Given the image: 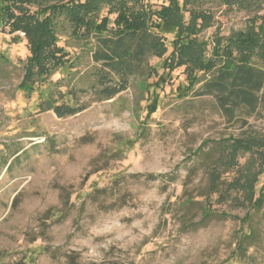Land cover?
I'll return each instance as SVG.
<instances>
[{
  "label": "rangeland",
  "instance_id": "rangeland-1",
  "mask_svg": "<svg viewBox=\"0 0 264 264\" xmlns=\"http://www.w3.org/2000/svg\"><path fill=\"white\" fill-rule=\"evenodd\" d=\"M144 3L158 10L168 1ZM241 3L188 5L210 17L197 40L211 49L264 16V0ZM1 8L0 2V264L26 258L68 264L70 256L80 264H264V206L251 209L241 194L247 180L264 170L256 159L264 151V109L249 116L238 108L228 117L214 96H196L211 74L184 95L185 68L169 73L163 66L177 35L168 29L167 54L151 56L127 91L107 101L93 91L80 94L76 101L86 109L59 118L43 101L59 85L91 86L88 46L73 38L61 17L60 45L77 73L68 82L62 78L66 71H58L28 96L19 88L31 56L28 41L21 32L15 40L18 35L3 26ZM257 65L264 69V63ZM154 100L158 109L151 114ZM263 184L264 171L257 196ZM207 210L214 215L207 217ZM247 214L244 229L252 228L256 238L241 256L235 217Z\"/></svg>",
  "mask_w": 264,
  "mask_h": 264
},
{
  "label": "trees",
  "instance_id": "trees-1",
  "mask_svg": "<svg viewBox=\"0 0 264 264\" xmlns=\"http://www.w3.org/2000/svg\"><path fill=\"white\" fill-rule=\"evenodd\" d=\"M53 1L0 0L3 26L9 29L10 34L18 35L14 37L15 40L22 38L21 32L31 51L19 86L28 96L35 92L36 86L46 83L58 71H66L62 78L68 82L77 73L69 69V54L66 47L60 45L58 25L61 17L65 16L69 21L66 20L71 25L73 38L76 41L84 39L88 46L84 49L91 53L94 64L89 76L91 86L85 89L59 85L56 95L53 96L51 88L48 98L43 101L47 110H53L59 118L74 116L86 109L76 101L80 94L93 91L99 101H107L127 91L131 80L143 73L151 56L163 58L167 54L164 33L168 29H175L177 35L173 50L163 66L169 73L177 68H185L188 84L184 88V95L194 91L203 75L211 74L203 88L194 91L196 96H214L228 117L233 116L238 108H246L249 116L258 109H264V69L257 65L258 62L264 63V16L252 19L245 31H240L227 41L216 40L210 49L208 42L197 40L199 31L209 25V14L203 10L188 9V5L196 0H165L168 4L158 10L152 9L144 0H71L64 4H50ZM235 1L241 3L249 0ZM186 13L189 14L188 19ZM159 81L164 82V76ZM151 107L149 113L153 114L158 109V102L154 100ZM240 143L232 146L235 156L241 150ZM247 150L251 151V147L248 146ZM256 159L264 167L263 150ZM263 171L259 170L247 180L251 181L246 185L247 190L241 187L245 191L241 194L254 210L264 206V184L257 196V185ZM220 176H216L217 184L213 187L217 192ZM150 177L157 179L163 176ZM220 199L226 202L221 194ZM243 200H239L238 205L244 206ZM206 215L213 216L214 212L207 210ZM235 219L241 223L236 254L241 253L242 256L246 254L247 246L254 242L256 233L252 228L244 229L248 225L249 214ZM68 259V264H80L72 256ZM16 264L35 263L26 258Z\"/></svg>",
  "mask_w": 264,
  "mask_h": 264
}]
</instances>
